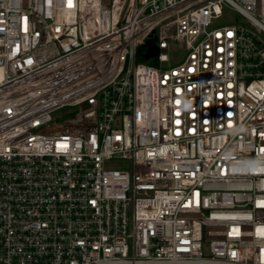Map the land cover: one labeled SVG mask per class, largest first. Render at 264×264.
Masks as SVG:
<instances>
[{"label":"built area","instance_id":"2783aa9c","mask_svg":"<svg viewBox=\"0 0 264 264\" xmlns=\"http://www.w3.org/2000/svg\"><path fill=\"white\" fill-rule=\"evenodd\" d=\"M0 264H264V0H0Z\"/></svg>","mask_w":264,"mask_h":264},{"label":"rangeland","instance_id":"374dc122","mask_svg":"<svg viewBox=\"0 0 264 264\" xmlns=\"http://www.w3.org/2000/svg\"><path fill=\"white\" fill-rule=\"evenodd\" d=\"M156 45H155V49H156ZM140 49L142 50V52L144 54H150L149 52V48L146 46V45H143V46H140ZM181 53L182 51H179V50H175V51H171L170 52V57H171V63H174V62H177L179 59H180V56H181ZM153 54H155V52L153 51ZM59 113V112H58ZM64 117L62 118H58V120H61L63 119ZM117 164H120V163H127L125 161H122V160H119L118 162H116ZM117 166V165H116Z\"/></svg>","mask_w":264,"mask_h":264},{"label":"trees","instance_id":"16d2710c","mask_svg":"<svg viewBox=\"0 0 264 264\" xmlns=\"http://www.w3.org/2000/svg\"><path fill=\"white\" fill-rule=\"evenodd\" d=\"M137 60L138 61H143V62H148V63H151V64H156L157 63V59L155 57V54H153V53L144 54L140 48L138 49Z\"/></svg>","mask_w":264,"mask_h":264}]
</instances>
